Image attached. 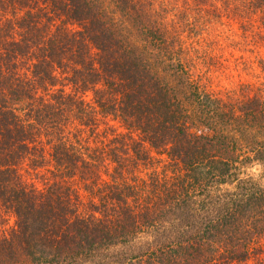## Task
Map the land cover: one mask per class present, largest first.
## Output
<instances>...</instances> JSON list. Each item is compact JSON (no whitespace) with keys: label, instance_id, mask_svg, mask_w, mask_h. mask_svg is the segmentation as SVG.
I'll use <instances>...</instances> for the list:
<instances>
[{"label":"trees","instance_id":"obj_1","mask_svg":"<svg viewBox=\"0 0 264 264\" xmlns=\"http://www.w3.org/2000/svg\"><path fill=\"white\" fill-rule=\"evenodd\" d=\"M225 21L264 44V0H0V264H264V94L202 83Z\"/></svg>","mask_w":264,"mask_h":264},{"label":"rangeland","instance_id":"obj_2","mask_svg":"<svg viewBox=\"0 0 264 264\" xmlns=\"http://www.w3.org/2000/svg\"><path fill=\"white\" fill-rule=\"evenodd\" d=\"M202 32L201 38L206 42L217 41L219 50L212 48L211 67L206 79L202 82L208 90L216 96L224 97L228 94H264V74L261 67L264 63V44L255 37H243L238 25L234 22H224L219 25L211 24ZM201 48H206L204 45ZM248 88V89H246ZM109 125L121 132L122 129L115 121ZM252 173L253 170H251ZM23 179L29 184L43 188V177L33 171L21 172Z\"/></svg>","mask_w":264,"mask_h":264}]
</instances>
